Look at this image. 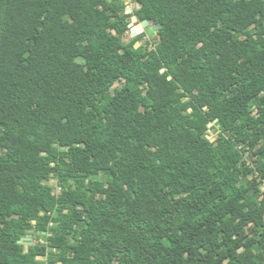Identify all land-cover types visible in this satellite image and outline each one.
<instances>
[{
  "label": "trees",
  "instance_id": "obj_1",
  "mask_svg": "<svg viewBox=\"0 0 264 264\" xmlns=\"http://www.w3.org/2000/svg\"><path fill=\"white\" fill-rule=\"evenodd\" d=\"M132 1L0 0V264H264V0Z\"/></svg>",
  "mask_w": 264,
  "mask_h": 264
},
{
  "label": "rangeland",
  "instance_id": "obj_2",
  "mask_svg": "<svg viewBox=\"0 0 264 264\" xmlns=\"http://www.w3.org/2000/svg\"><path fill=\"white\" fill-rule=\"evenodd\" d=\"M141 8V5L135 3L134 1L132 0H126V12H127V9H129V11L131 12L130 14L132 15V17H135L137 19V23H135V26L136 25H141L142 22L144 20H141L137 17L138 15V11L140 10ZM149 22V25L144 28V39H143V45H149V46H153L154 43L156 42L157 40V27L150 21ZM130 23H132V18L130 20ZM132 32L131 30L127 33L126 35V40H130L132 39V36H131ZM140 44H138L137 46H139ZM119 85V84H118ZM116 85V86H118ZM215 126L214 124H210V129L208 131V134H207V137L211 140V141H214L215 138H216V134H217V131H215ZM248 157V156H247ZM248 163H252L251 160L248 158ZM50 184L54 187V193L58 192V189L56 188V182L55 180L52 178L51 181H50ZM262 190L264 191V183L262 184L261 186ZM92 200H95L96 199V196H92L91 198ZM27 241H33V243H42L43 240L41 239H38L36 238L35 236L32 237L31 240H27Z\"/></svg>",
  "mask_w": 264,
  "mask_h": 264
},
{
  "label": "water",
  "instance_id": "obj_3",
  "mask_svg": "<svg viewBox=\"0 0 264 264\" xmlns=\"http://www.w3.org/2000/svg\"><path fill=\"white\" fill-rule=\"evenodd\" d=\"M127 14H130L131 12L129 11V9H127ZM135 23H137V19L135 17H132V23L129 24V29L131 30L132 34V38H135L141 34L144 33V28H146L149 25L148 20H144L142 22V24L140 25H136Z\"/></svg>",
  "mask_w": 264,
  "mask_h": 264
}]
</instances>
